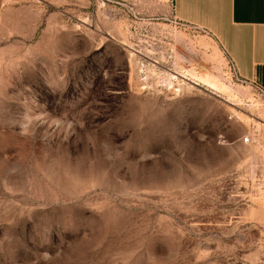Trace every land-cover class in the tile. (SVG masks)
I'll list each match as a JSON object with an SVG mask.
<instances>
[{
    "label": "rangeland",
    "instance_id": "obj_1",
    "mask_svg": "<svg viewBox=\"0 0 264 264\" xmlns=\"http://www.w3.org/2000/svg\"><path fill=\"white\" fill-rule=\"evenodd\" d=\"M170 2L0 0V264H264V97Z\"/></svg>",
    "mask_w": 264,
    "mask_h": 264
},
{
    "label": "crops",
    "instance_id": "obj_2",
    "mask_svg": "<svg viewBox=\"0 0 264 264\" xmlns=\"http://www.w3.org/2000/svg\"><path fill=\"white\" fill-rule=\"evenodd\" d=\"M174 19L207 30L240 77L264 89V0H170Z\"/></svg>",
    "mask_w": 264,
    "mask_h": 264
},
{
    "label": "built area",
    "instance_id": "obj_3",
    "mask_svg": "<svg viewBox=\"0 0 264 264\" xmlns=\"http://www.w3.org/2000/svg\"><path fill=\"white\" fill-rule=\"evenodd\" d=\"M174 20H175L176 23L186 24V23L181 22V21H179V20H177V19H174ZM187 25H189V24H187ZM190 26H192V25H190ZM194 27H195V26H194ZM231 62H232V61H231ZM232 64H233V62H232ZM255 87L261 92V95L264 97V89L261 88V87H258V86H255ZM242 142H243V143H249V142H250V136H244V137L242 138Z\"/></svg>",
    "mask_w": 264,
    "mask_h": 264
}]
</instances>
